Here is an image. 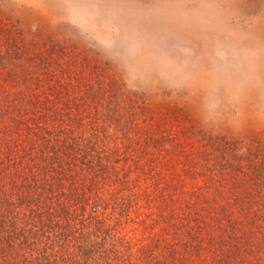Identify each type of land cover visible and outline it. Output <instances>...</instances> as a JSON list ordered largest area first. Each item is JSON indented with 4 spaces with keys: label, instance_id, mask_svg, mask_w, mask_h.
Listing matches in <instances>:
<instances>
[{
    "label": "rangeland",
    "instance_id": "rangeland-1",
    "mask_svg": "<svg viewBox=\"0 0 264 264\" xmlns=\"http://www.w3.org/2000/svg\"><path fill=\"white\" fill-rule=\"evenodd\" d=\"M4 49L8 110L19 108L17 93L44 103V77L57 64L79 74L70 92L76 104L93 103V117L75 114L70 137L83 144L97 128L115 168L89 194L86 214L136 243L164 227L159 213L171 210L158 200L200 201L218 179L231 181L226 146L264 161V0H0ZM95 77L118 89L123 110L107 113L85 93ZM127 199L129 220L116 223Z\"/></svg>",
    "mask_w": 264,
    "mask_h": 264
},
{
    "label": "trees",
    "instance_id": "trees-1",
    "mask_svg": "<svg viewBox=\"0 0 264 264\" xmlns=\"http://www.w3.org/2000/svg\"><path fill=\"white\" fill-rule=\"evenodd\" d=\"M7 53L0 51V72ZM56 69V75L44 77V103L17 93V110L0 107V264H264V161L254 149L243 148L246 154L226 146L221 168L235 174L231 181H215L200 201L177 206L176 200H158L171 212L160 211L164 227L148 231L143 243L119 235V224L105 228V219L86 214L89 194L115 168L97 128L83 144L70 137L80 127L72 126L75 114L86 109L93 117V103H74L70 88L79 74L59 64ZM93 82L95 90L88 85L85 93L95 103L105 104L110 114L123 110L116 107L119 91L111 82L102 84L98 77ZM80 172L85 176L78 184ZM133 203L127 199L120 206ZM127 209L116 223L129 220ZM89 220L95 227L87 228ZM135 244L140 245L133 252Z\"/></svg>",
    "mask_w": 264,
    "mask_h": 264
}]
</instances>
